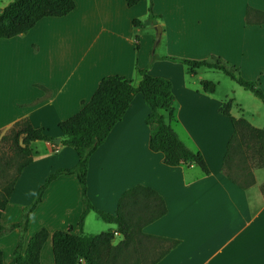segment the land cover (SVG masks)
<instances>
[{"label": "crops", "instance_id": "0c3cea01", "mask_svg": "<svg viewBox=\"0 0 264 264\" xmlns=\"http://www.w3.org/2000/svg\"><path fill=\"white\" fill-rule=\"evenodd\" d=\"M9 1L0 0V9ZM151 5L162 16L156 22L161 25L160 38L165 34L171 41L173 30H178L184 41L186 29L208 28L203 37L210 38L195 36L196 41L210 44L211 55L236 65L243 77L257 80L264 91V0H151ZM145 11L146 0L131 6L125 0H75L69 13L45 16L24 33L0 38V136L27 117L61 141L59 120L79 110L103 76L119 74L137 83L135 66L146 67L150 74L170 79L174 128L190 148L202 153L209 172L193 163L165 164L162 153L149 148L145 122L149 108L136 93L89 157L87 196L95 207L112 213L120 194L138 183L163 197L166 213L142 231L178 243L154 264H264V166L253 170L254 183L247 187L229 179L222 169L233 126L219 106L232 96L219 98L214 91H203V78L199 85H187V70L180 62L150 60L146 51L154 37L151 33L138 37V23L133 21ZM234 104L241 114L230 109L231 114L245 117V108L232 98L231 108ZM31 147L32 161L22 168L1 214L4 225L21 218L23 206L50 172L77 162L76 151L68 145L36 140ZM82 198V185L73 173L58 175L44 189L24 234L25 246L34 231L48 230L40 264H54V230L72 225L73 233L79 231ZM91 212L84 218L83 233H94ZM105 229L115 231L116 224ZM19 236L18 227L0 236L3 264L10 262ZM121 237L115 231L114 242Z\"/></svg>", "mask_w": 264, "mask_h": 264}, {"label": "trees", "instance_id": "16d2710c", "mask_svg": "<svg viewBox=\"0 0 264 264\" xmlns=\"http://www.w3.org/2000/svg\"><path fill=\"white\" fill-rule=\"evenodd\" d=\"M125 1L131 6L140 0ZM74 6L75 0H10L0 9V38L24 33L41 18L63 16ZM148 11L149 16L153 17L151 3ZM133 21L140 22L138 19ZM162 57L183 63L191 74L200 67L219 69L264 103V91L258 81L243 77L236 65L229 64L218 55L210 58ZM135 68L140 76L137 83L119 74L105 75L79 110L59 120L58 127L63 136L60 143L74 148L77 162L74 166L59 167L50 172L38 187L35 197L23 206L18 221L7 225L0 222V236L12 228L20 229L18 242L8 264H40V250L49 235L48 230L41 227L34 231L25 246L24 234L44 189L60 174H76L82 185L83 198L77 221L79 231L73 233V227L69 225L66 229H56L51 233L54 264H80L81 261L85 264H154L178 243V239L142 231L145 224L164 215L167 210L163 197L154 188L141 183L126 188L120 194L113 213L95 207L86 193L89 157L122 118L136 93L142 95L149 108L145 116L149 126V148L160 151L165 164L193 163L204 173L209 172L202 153L190 148L174 128L175 98L170 79L152 75L146 67L136 65ZM201 85L205 92H213L216 86L208 79H203ZM231 105L232 98H228L219 106L220 113L227 115L233 126L226 143L222 169L229 179L247 187L254 183L253 170L264 166V126H255L243 116H233ZM53 139L44 127L34 126L27 117L16 120L0 136V143L6 142L8 147L7 151L0 150V217L22 168L32 161L31 143L36 140L53 142ZM90 210L106 222L116 224L115 231L122 237L114 242L113 230L83 233L84 218ZM0 264H3L1 249Z\"/></svg>", "mask_w": 264, "mask_h": 264}, {"label": "rangeland", "instance_id": "374dc122", "mask_svg": "<svg viewBox=\"0 0 264 264\" xmlns=\"http://www.w3.org/2000/svg\"><path fill=\"white\" fill-rule=\"evenodd\" d=\"M150 3L151 0H146L145 13H142L137 17V19L140 21L136 25L138 27V30H136V34L138 35V37L142 34L145 35L147 33H151V35H153V37L155 38L157 25H160V23L156 22H159L160 19L162 20L161 14L155 13L154 11V16H149L148 6ZM208 30V28L203 27H191L189 29H186L184 34L187 36V38L184 41L179 38L180 36H178V30H173L175 32V35H173L171 41L167 40L165 34L159 39L156 44H154L153 38L148 45V49L146 51L147 55L148 57L150 56V60L157 58L168 59L163 58L162 56L164 55L173 57L210 58L212 55L209 53V51H207V49L210 47V44H199V42H197L195 39V36H201L200 40L209 39L210 36L208 38L203 37L205 31L207 32ZM182 37L183 36H181V38ZM181 64L182 67L186 68L185 70H187V67L183 63ZM199 78L212 80L216 84L214 95L218 96L219 98H224V96H227L226 94L232 96L235 103H239V106L245 108L244 116L249 121H251L256 126L264 125V103L253 92L244 88L223 71L216 68L200 67L193 74L189 73L188 70L185 73V83L187 85H199ZM231 111L234 114H241L239 111H237V106H235V104L232 106ZM7 148L8 147L6 142L0 143V150L7 151ZM90 217L91 221L89 223H91L90 227L94 232L93 234L107 230L105 229L107 228V226H114L113 223H109L103 220L95 211L91 212ZM100 225H103L104 227L101 228Z\"/></svg>", "mask_w": 264, "mask_h": 264}, {"label": "water", "instance_id": "95a60500", "mask_svg": "<svg viewBox=\"0 0 264 264\" xmlns=\"http://www.w3.org/2000/svg\"><path fill=\"white\" fill-rule=\"evenodd\" d=\"M160 33H161V26L157 25L155 38H154V44H156L158 42V40L160 38ZM53 142L56 143V144H59L60 143V138L59 137H55L53 139Z\"/></svg>", "mask_w": 264, "mask_h": 264}]
</instances>
